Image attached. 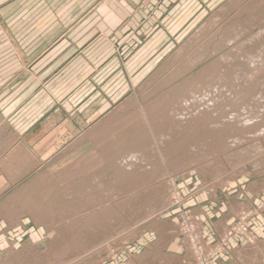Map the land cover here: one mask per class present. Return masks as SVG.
Returning <instances> with one entry per match:
<instances>
[{"label":"rangeland","instance_id":"1","mask_svg":"<svg viewBox=\"0 0 264 264\" xmlns=\"http://www.w3.org/2000/svg\"><path fill=\"white\" fill-rule=\"evenodd\" d=\"M127 1L0 0V264H264V0Z\"/></svg>","mask_w":264,"mask_h":264},{"label":"bare ground","instance_id":"2","mask_svg":"<svg viewBox=\"0 0 264 264\" xmlns=\"http://www.w3.org/2000/svg\"><path fill=\"white\" fill-rule=\"evenodd\" d=\"M232 35V34H231ZM258 36V35H257ZM261 36V35H260ZM228 37V36H227ZM259 37V36H258ZM263 38V37H262ZM264 39V38H263ZM252 40V39H251ZM256 40H257V37H256ZM261 40V39H260ZM254 41V40H253ZM258 41V40H257ZM264 41V40H263ZM255 42V41H254ZM259 43V42H258ZM258 43H255V44H258ZM263 43V42H262ZM262 43H261V45H262ZM220 44V43H219ZM250 44V43H249ZM252 45V44H251ZM261 45H260V47H261ZM255 48H256V46H255ZM258 48V47H257ZM263 49V48H262ZM253 50V49H252ZM255 51L257 52V50L255 49ZM250 52H251V50H250ZM249 52V53H250ZM252 52H254V51H252ZM234 54H236V53H234ZM251 54V53H250ZM253 54V53H252ZM251 54V55H252ZM256 54V53H255ZM238 55V54H237ZM230 56H232V55H230ZM235 56V55H234ZM253 56V55H252ZM254 56H256V55H254ZM259 56V55H258ZM225 57V56H224ZM223 57V58H224ZM226 58V57H225ZM224 58V59H225ZM236 58V57H235ZM251 58V57H250ZM248 60H250L249 58H247ZM251 59H253V58H251ZM258 59V58H257ZM233 60H234V58H233ZM239 60H240V58H239ZM239 60H237L238 62H239ZM254 60H256L255 58H254ZM235 61H236V59H235ZM243 61V60H242ZM227 62V61H226ZM257 62V61H256ZM241 63H243V62H241ZM247 63H248V61H247ZM253 63V62H252ZM235 64V63H234ZM241 65H244V64H241ZM245 65H246V62H245ZM256 65V64H255ZM253 66V65H252ZM238 67V66H237ZM242 67H244V66H242ZM242 67L240 68V69H242ZM249 67H251V66H249ZM242 72H244V73H247V71H246V69L245 68H243L242 69ZM242 72H240V73H242ZM238 78V77H237ZM246 84V83H245ZM225 85V84H224ZM223 85V86H224ZM209 86V85H208ZM218 86V85H217ZM222 85H221V87H223ZM226 87V86H225ZM230 87V86H229ZM224 88V87H223ZM200 89V88H199ZM205 89V88H204ZM221 89V88H220ZM219 89V90H220ZM225 89V88H224ZM229 89V88H228ZM223 90V89H222ZM226 90V89H225ZM260 90V89H259ZM206 91V94H207V99H206V101L207 102H201V101H198L197 99V101L200 103L199 105H200V107L202 108L201 110H203V106H201V104H204V103H206L204 106H206L207 108H209V109H211V107H212V105L213 104H215V103H213V101L215 102V100H220V99H224V94H223V92H219L218 90L216 91L215 90V92L214 91H212V85H211V87H209V89L208 90H205ZM231 91H232V89H231ZM225 92V91H224ZM198 93V92H197ZM201 93V92H200ZM187 94H189V92L187 93ZM258 94V93H257ZM203 95H205V94H202V96ZM226 95V94H225ZM186 96V95H185ZM196 96V95H195ZM202 96H200L201 98H202ZM260 96V95H259ZM194 97V96H193ZM204 98V97H203ZM257 98V97H256ZM188 99V98H187ZM260 99V98H259ZM190 100H192V99H190ZM203 100V99H202ZM224 100H226V99H224ZM192 101H195V100H192ZM184 102V104L185 105H187V102H188V100H184L183 101ZM195 102H193V104H194ZM213 103V104H212ZM220 103H221V101H220ZM224 103H226V101L224 102ZM180 104V103H179ZM189 104L191 105V101L189 102ZM196 104V103H195ZM194 104V105H195ZM217 104V103H216ZM233 104V103H232ZM174 105V104H173ZM182 105V104H181ZM189 105V106H190ZM198 105V104H197ZM219 105V104H218ZM234 105V104H233ZM261 105V104H260ZM177 106V105H176ZM220 106V105H219ZM230 106V105H229ZM245 106V105H244ZM263 106V105H262ZM190 107H192V106H190ZM194 107V106H193ZM196 107V106H195ZM194 107V108H195ZM170 108V107H169ZM175 108H177V107H175ZM189 108V107H188ZM197 108V107H196ZM213 108V107H212ZM217 108V107H216ZM221 108H222V106H221ZM226 108V107H225ZM171 109V108H170ZM190 109V108H189ZM189 109H186V110H189ZM193 109V108H192ZM192 109H191V111H192ZM199 109V113L200 112H202V111H200V108H198ZM249 109H250V107H249ZM172 110H173V108H172ZM175 110H178V109H175ZM206 110V109H205ZM216 110V109H215ZM225 110V109H224ZM181 111V110H180ZM190 111V112H191ZM204 111V110H203ZM189 112V111H188ZM189 112V113H190ZM193 112H194V110H193ZM225 112V111H224ZM248 112V111H247ZM176 113V112H175ZM174 112H171L170 113V115H164L165 117V119H164V121L165 120H167L168 118L169 119H171L174 123H175V126H173V127H175L173 130L171 129V134H172V136H170L169 138H171L173 141H174V139L176 138L175 136H177V135H179L180 133H181V130L182 129H184V128H186V126L183 124V123H181V121L179 120V114H181V113H176L175 114ZM199 113H198V115H199ZM211 113V112H210ZM237 113V112H236ZM236 113H232L231 115H230V119L231 120H233V123L235 122V123H238V124H241L242 123V120L241 119H239L238 120V118L240 117V115L239 114H236ZM239 113V112H238ZM196 114V113H195ZM201 114V113H200ZM212 114V113H211ZM248 114V113H247ZM250 114V113H249ZM158 115H160V114H158ZM193 115V114H192ZM192 115H190V116H192ZM206 115V114H205ZM215 115V114H214ZM188 116V115H187ZM196 116H197V114H196ZM204 116V115H203ZM243 116H245V115H243ZM243 116H241V117H243ZM253 116V115H252ZM163 117V116H162ZM181 117V116H180ZM199 117H201V116H199ZM198 117V118H199ZM211 117V116H210ZM213 117V116H212ZM256 117V116H255ZM194 118V117H193ZM198 118H196V119H198ZM202 118V117H201ZM204 118V117H203ZM226 118V117H225ZM245 118H247V116L245 117ZM244 118V119H245ZM250 118V117H249ZM249 118H247V119H249ZM190 119V118H189ZM200 119V118H199ZM198 119V120H199ZM229 119V120H230ZM176 120H178V121H176ZM183 120V119H182ZM205 120V119H204ZM252 120H254V119H252ZM251 120V121H252ZM189 121V120H188ZM192 120H190V122H191ZM199 121H201V120H199ZM246 121V120H245ZM256 121V120H255ZM168 122V121H167ZM186 122V121H185ZM195 122H197V120L195 121ZM202 122V121H201ZM225 122V121H224ZM229 122V121H228ZM227 122V123H228ZM232 122V121H231ZM247 122V121H246ZM187 123V122H186ZM185 123V124H186ZM198 123V122H197ZM243 123H245L244 121H243ZM243 123L241 124V125H243ZM246 124V123H245ZM172 125H174V124H172ZM215 125H213L212 126V128L214 127ZM249 126V125H248ZM231 127V126H230ZM234 127V126H233ZM165 128V127H164ZM227 128H228V125L226 124V125H224V123H223V125L222 124H220V125H218L217 126V124H216V127H214V133L216 132V134L218 135V138H221L220 140H221V142H222V139L224 140L222 143L224 144V147H226V148H228L229 147V145L231 144V143H229L228 142V137L229 136H227V135H225V132H226V130H227ZM155 129V128H154ZM153 129V130H154ZM146 130V129H145ZM145 132V131H144ZM156 132V131H155ZM154 132V133H155ZM209 134V133H208ZM262 134V133H261ZM169 135V134H168ZM157 136V135H156ZM168 137V136H167ZM205 137V136H204ZM207 137V136H206ZM213 137V136H212ZM156 138V137H155ZM165 138H166V136H162V138L161 139H155V140H157L156 142H158V143H163L164 142V140H165ZM236 138V137H235ZM242 138V137H241ZM204 140V139H203ZM202 140V141H203ZM236 140L237 141H241L238 137L236 138ZM255 140H258V138L257 139H255ZM173 141H171L170 143H172ZM206 141V140H205ZM244 141V140H243ZM166 142V141H165ZM164 142V143H165ZM201 142V141H200ZM236 142V141H235ZM246 143V142H245ZM155 144L156 143H154V141L153 142H151L150 144H149V146L146 148V149H144V150H142V151H139V152H137V153H133V152H129L128 154H126V156L129 158V159H131L130 161H132V160H137V161H139V160H141L140 162H138V163H141L142 161L144 162V161H147V160H149L150 159V157H151V155H150V153H151V151H153L154 150V147H155ZM210 144H211V142H210ZM234 145V144H233ZM236 145V144H235ZM261 145V144H260ZM259 144H258V142H255L254 141V143H250V144H246V145H242L241 144V146H237V148H235V147H233V148H235V149H233L232 151H231V153H229L227 156H226V158L227 159H233V161L234 160H241L242 158H246V157H248L247 159H249V158H251V159H249V160H251V162L253 163V164H258V162L260 163L261 161H258V160H256V158H257V154L259 153V150L261 149V146H260ZM264 145V144H263ZM208 146V145H207ZM230 146H232V145H230ZM156 147H157V145H156ZM204 147V146H203ZM206 147V146H205ZM210 148V147H209ZM222 148V147H221ZM196 149V148H195ZM203 149V148H202ZM263 149V148H262ZM210 150V149H209ZM231 149H227V151H230ZM226 151V150H225ZM193 152V151H192ZM219 152V151H218ZM262 152V151H261ZM260 152V153H261ZM195 153V152H194ZM125 155V154H124ZM187 156V155H186ZM225 156V155H224ZM255 156V157H254ZM221 157V156H220ZM252 157H254V158H252ZM264 157V156H263ZM127 158V159H128ZM126 159V160H127ZM154 159V158H153ZM220 159V158H219ZM224 159V158H223ZM258 159H260L259 157H258ZM263 159V158H262ZM151 160V159H150ZM189 160H191L190 158H189ZM264 160V159H263ZM263 160H262V162H263ZM228 161V160H227ZM230 161V160H229ZM135 162V161H134ZM147 162H149V161H147ZM147 162H145V163H147ZM154 162V161H153ZM231 162V161H230ZM238 162V161H237ZM151 163V162H150ZM232 163H234V162H232ZM219 168V164L218 165H215V169L217 170ZM221 169V168H220ZM219 169V170H220ZM219 170H217V172L219 171ZM212 170L210 169V172H211ZM216 172V173H217ZM209 173V172H208ZM220 173V172H219ZM139 177V176H138ZM90 189V188H89ZM160 190V189H159ZM158 190V192H160ZM155 191H156V189H155ZM157 192V191H156ZM155 192V193H156ZM156 194H159V193H156ZM149 195V194H148ZM160 195V194H159ZM159 195L157 196V197H159ZM153 198V197H152ZM71 199V198H70ZM151 200V199H150ZM151 203V202H150ZM146 208H147V212H149L150 210H151V207H149V206H145ZM126 213H128V212H126ZM150 213V212H149ZM125 214V213H124ZM124 214H120V215H124ZM130 214V213H129ZM125 216V215H124ZM126 216H128V215H126ZM115 218V217H114ZM114 218H112V222L111 223H109V224H103V225H99L100 227L98 228V230L97 231H95V230H93L92 231V229H90L91 231H87L86 232V235L88 236V239H92V240H94L95 241V239L93 238L94 236H95V234H100L101 236H103L104 238H106V236L111 232V231H114L115 229H117L118 228V221H120V220H122V217H117V221L114 219ZM113 219H114V222H113ZM121 222V221H120ZM168 227H170V228H174L175 226L172 224V223H170V222H167V223H165V229L166 228H168ZM169 228V229H170ZM168 229V230H169ZM162 231V230H161ZM167 231V230H166ZM173 231V230H172ZM159 232V231H158ZM170 232H171V229H170ZM176 231H174V233H175ZM164 233V232H163ZM112 234V233H111ZM111 234H109V235H111ZM166 234V233H165ZM169 234V231H168V233H167V235ZM85 235V236H86ZM161 235V234H160ZM84 236V235H83ZM85 236H84V238H85ZM93 236V237H92ZM109 237V236H108ZM97 238H98V236H97ZM99 238H100V236H99ZM89 241V240H88ZM91 244V243H90ZM256 247V246H255ZM27 249V248H26ZM244 250V249H243ZM246 251V256H244V257H248V258H250V256H252L253 255V253L255 254V250H254V248H253V246L251 245V246H248L246 249H245ZM28 251V250H27ZM49 253V252H48ZM30 254V253H29ZM243 255H245L244 253H243ZM42 256V255H41ZM149 261V260H148ZM34 264V263H33ZM172 264V263H171ZM175 264V263H174Z\"/></svg>","mask_w":264,"mask_h":264},{"label":"crops","instance_id":"3","mask_svg":"<svg viewBox=\"0 0 264 264\" xmlns=\"http://www.w3.org/2000/svg\"><path fill=\"white\" fill-rule=\"evenodd\" d=\"M141 1H142V0H128L126 4H130V5L134 6V5H138L139 2L141 3ZM86 16H87V14H85L83 17H80V18L76 21V24H75V25L77 26V25L80 23V21H83V20L85 19ZM253 191H254V188H251V187L247 186L246 193L244 194L245 197H246V199H248V200H249V199H250V200L252 199L253 201L255 200V199H253V198H254L256 195H255V193H254ZM259 220H262V221L264 222V216H263L262 219H259ZM166 221H169V222H171L174 226H176V225H175V221H174V220H171V219H167V220H165V221H164V226H165V222H166ZM258 227L260 228V225H258ZM169 228H170V227H168V228H166V229H165V227L163 228V232H164V233L162 232V235H163L164 238L170 237L171 235H169V234L167 235V231H170V229H174L175 227H174V228H170V229H169ZM168 229H169V230H168ZM166 230H167V231H166ZM165 233H166V234H165ZM140 237H142V236H140ZM169 239H170V238H167V239H165V240H169ZM160 243H161V242H160ZM160 243H159V244H160ZM261 243H262V245H264V241H263V240L261 241ZM162 245H163V244H162ZM162 245L160 244L161 247H162ZM248 246H251V245H246V246H244V248H243V249H244L243 253L245 254V255H242L243 257L246 256V252H245L246 250H245V249H246ZM253 248H254V246H253ZM254 250H255V248H254ZM161 251H162V250H161ZM161 251H160V252H161ZM240 251H241V250H240ZM146 252H147V251H146ZM254 252H256V250H255ZM241 254H242V253H241ZM143 255H144V252H143ZM143 255H140L139 258H137V259H133V260L131 259V263H132V264H154V263H152L150 260L148 261V260L145 259V258L143 259ZM141 256H142V257H141ZM253 256H254V253H253L252 256H250V258H248V257H247V258L244 257V259H251ZM171 263H172V264H174V263L177 264L175 260L170 261V262H169V261H167V262H161L160 264H171Z\"/></svg>","mask_w":264,"mask_h":264}]
</instances>
